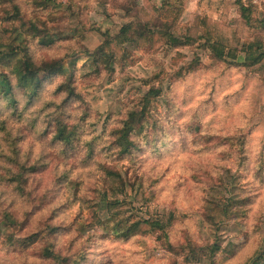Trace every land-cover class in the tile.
Segmentation results:
<instances>
[{
  "label": "rangeland",
  "instance_id": "374dc122",
  "mask_svg": "<svg viewBox=\"0 0 264 264\" xmlns=\"http://www.w3.org/2000/svg\"><path fill=\"white\" fill-rule=\"evenodd\" d=\"M16 1L27 17L36 11L29 0ZM245 1L254 6L253 30L232 0H186L179 27L203 30L201 24L207 22L242 60L244 43L264 42L260 25L264 0ZM163 2L52 0L49 10L39 15L44 28L60 39L50 47L30 41L28 52L37 64L60 61L73 78L75 96L68 99L67 93H56L66 80L62 74L53 75L37 98L29 99L16 89L12 106L0 95V234H41L28 249L8 247L0 240V264H57L42 256L47 239L57 253L78 264H210L205 256L195 257L188 244L202 247L216 239L223 251L216 264H264V63L254 68L231 66L213 59L203 42L171 51L162 44L143 50L128 44L130 56L121 53L112 76L94 73L89 53L105 42L104 34L115 36L136 15L149 21L158 18ZM4 8L0 2L1 49L10 43L4 33ZM196 57L201 59L200 68L175 79L178 70ZM156 74H161V85H155L162 86L163 94L154 105L152 120L135 137L134 153L120 157L110 133L148 91L145 81ZM60 115L68 124L80 125L72 148L54 140ZM242 139L243 153L238 151ZM101 165L122 175L127 193L120 197L125 205L115 219H108L106 207H101V215L110 222L96 228L94 212L99 209L93 206L104 191ZM22 167L37 170L24 173L26 192L46 195L51 204L44 201L36 211L33 205L26 206L10 181ZM227 170L234 175L235 194L250 196L248 211L239 217L225 218L216 206L228 195L219 184L220 176H229ZM7 211L23 223L21 228L2 220ZM170 215L176 221L169 229V243L163 244L158 234L129 240L104 235L105 229L111 233L129 216L167 221ZM49 217L60 229L45 237Z\"/></svg>",
  "mask_w": 264,
  "mask_h": 264
},
{
  "label": "trees",
  "instance_id": "16d2710c",
  "mask_svg": "<svg viewBox=\"0 0 264 264\" xmlns=\"http://www.w3.org/2000/svg\"><path fill=\"white\" fill-rule=\"evenodd\" d=\"M232 1L245 25L253 30L255 26L254 6L245 0ZM0 2L5 6L3 13H6L5 22L7 26H4V33L10 42L3 49H1L2 47L0 48V95L7 99L12 106L16 105L14 98L16 89L20 90L29 99L37 98L44 84L53 75L62 74L66 77V80L58 86L56 93H67L68 99L73 98L75 96L74 88L71 86L73 78L67 76L61 62L54 60L37 64L28 52V43L30 41L37 40L41 45L50 47L60 39L59 35L50 34L39 19L41 13L49 10L52 0H29L33 9H36V11L30 13L29 17L23 12L21 5L16 0H0ZM185 2L186 0H164L160 9L162 14L158 18L149 21L136 15L134 16V21L124 25L115 36L104 34L105 42L95 51L89 53L94 73L101 75L104 72L112 76L115 73L116 65L121 62L119 60L121 53H123L122 57L124 58L130 56L126 49L128 44L135 46L139 50L144 48L153 49L156 45L162 44L161 46L167 51H171L197 47L198 43L203 42V49L213 59L226 62L231 66L254 68L264 63V42L262 40L258 39L256 42L244 43L241 52L245 56L240 60L238 50L229 49L220 38L213 34V30L210 29L207 22H202L201 25H204L203 30H199V28H196V31L191 28L187 31L182 30L179 27L178 20ZM168 13L175 15V18L172 19ZM260 25L264 27L263 22H260ZM20 55H22L21 58L19 57ZM200 66L201 59L196 57L194 61L187 63L178 70L176 75H174L175 79H182L196 72ZM6 69L9 72H6ZM13 81L15 82L13 83ZM155 82H159L161 85V74H156L152 79L145 81L148 91L138 99L139 102L133 108L127 111L125 118L120 121L119 127L110 133L113 138V148L115 151L117 150L120 157L131 156L134 153L137 149L135 137L144 133L152 120L154 105L163 94L162 86H156ZM56 117L54 140L66 148H72L79 139L80 125L68 124L63 120L62 115ZM226 141H231V139ZM241 145L242 148L238 151L243 153V139L241 140ZM92 153L93 149L90 147L88 154ZM102 166L104 165L100 167ZM36 171V167H22L21 172L10 179L11 182L16 183L18 193L26 206L33 205L35 211L41 209L39 206L44 201L46 205L51 204L46 195H35L32 192H26L25 183H27V178L24 177V173H34ZM102 171L104 172L102 180L104 191L100 193L101 196L99 195L97 204L93 206L99 209L94 212L95 222L93 226L96 228H102L104 224L110 222V220H106L107 217L105 215H101V212L104 211L101 207H106V212L109 215L108 219H115L122 213L120 207L125 205V201L121 200L120 197L127 193V183L124 182L122 175L118 171L106 166L102 167ZM226 173L229 176L225 177L224 174L220 176L219 184L227 189L228 195L224 196L216 206L222 209V215L225 218L230 216L239 217L241 214L245 215L249 209L250 196L242 198L235 194L234 175L231 174L230 170H227ZM228 186L231 187L230 190ZM109 190L111 192H108ZM204 215L207 216L211 223L217 225L213 218L206 213ZM2 220L10 223L17 230L23 226V223L17 217H14L10 211L4 212ZM53 220L54 217L47 219L49 225H47L48 233L45 237L55 235L60 229L57 226H52ZM175 221L176 218L173 215H170L167 221L153 217L132 220L131 216H129L126 220H119L111 233H109L110 230L105 229L104 235L115 240H129L139 235L158 234L164 244L166 242L169 243V229L174 225ZM40 237L41 234L38 232L23 237L16 235L3 237L0 234V240H3L5 246H19L22 249L30 248L40 240ZM188 246L195 257L205 256L210 261V264H216V256L223 252L218 239L207 246H196L192 242H189ZM168 247L166 246V248ZM42 256L57 264H78V260L63 257L57 253L54 249V244L49 239H47L45 248L42 251Z\"/></svg>",
  "mask_w": 264,
  "mask_h": 264
}]
</instances>
